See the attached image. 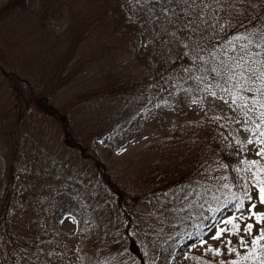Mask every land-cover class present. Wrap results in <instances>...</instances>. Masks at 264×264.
Wrapping results in <instances>:
<instances>
[{
	"label": "trees",
	"instance_id": "16d2710c",
	"mask_svg": "<svg viewBox=\"0 0 264 264\" xmlns=\"http://www.w3.org/2000/svg\"><path fill=\"white\" fill-rule=\"evenodd\" d=\"M92 1L96 7L100 6V18L108 16L105 37L124 38L120 44L121 51L126 50L132 60L145 68L152 64L164 65L176 43H170L166 38L163 41L153 32L154 25L143 13L147 0ZM38 6L34 12L38 27L35 25L36 33L31 28V48L24 49V36L15 30L12 22L22 17H16L18 14L31 10V0H5L0 4V128L3 135L0 143V264H60L58 236L50 235L51 231L55 234L50 219L56 220L69 209V204L63 202V191L56 188L49 192L44 182L52 172L61 170L53 166V162L57 158L56 153L62 151L68 152L77 163L72 167L80 168L78 164H81L97 179L90 193L95 194L98 205H105V195L110 193L112 200L106 202L108 213L119 217V223L123 225L122 234L127 236L129 249L140 259V264H151L143 258L145 244L140 241V234H143L141 220L138 219L140 212L134 208L140 196L152 197L154 192L151 191L156 189L166 197L178 200L176 205L182 207L174 209V216L181 214L187 204L184 200L190 198L213 203L216 205L214 208L225 206L232 211V197L239 195L243 181L247 179L242 172L252 173L254 168L262 165L260 162L257 165L247 162L250 160L243 152L245 140L231 119L224 120L219 116L216 120L190 122L174 116L183 114L186 104L205 96L213 88L217 91L216 88L206 87L201 82L196 84L185 74L179 76V81L177 74L157 92L156 98H147L144 109L148 114L167 116L174 121L157 136L156 142L150 141L140 150L146 154L140 158L143 162L139 170L142 184L138 185L134 178L128 179V183L116 184L106 171L110 164L101 163L97 155L92 159L94 150L90 142L107 134L111 143L108 153L116 150L131 135L127 126L133 114L125 115L124 110L111 112L108 106L101 116L96 111L99 104L95 102L97 93H103L98 86L73 89L79 83L76 82L77 75L86 76L81 71L85 61L75 56L81 51H75H79L83 43H91L93 22L81 27L73 23L63 28L61 25L62 34L56 33L50 26L65 15V2L39 0ZM178 29L177 26L175 30ZM65 33H68L66 42L57 45L58 37ZM172 34L173 29L169 28L165 37L170 38ZM47 41L52 42L54 49H50V55H43L38 45L46 48ZM109 93L114 92L109 90ZM114 94L116 96L106 94L100 105L104 104V107L109 97L116 103L118 96ZM33 129L38 132L37 138L33 136ZM39 134L49 135L42 138ZM42 141L44 150L40 145ZM215 166L219 171L218 175L215 174L214 185L193 181L195 173L200 172L204 178L207 173H214ZM238 176L240 179H236ZM147 183L152 190L148 188V191L141 192L140 187ZM184 188H189L187 197H182ZM214 215L213 211L205 215L201 223L181 217L172 225L166 220L165 229L159 231L161 235L158 234L161 242L156 249V264H166L176 252L181 237L192 230L200 232ZM44 223L48 226L42 233L38 226ZM93 228L94 225L88 228L89 236L95 239V231L98 234L100 226L96 230ZM236 251L240 254L238 249ZM203 253H188L186 263L239 264L223 251L214 253L209 249Z\"/></svg>",
	"mask_w": 264,
	"mask_h": 264
},
{
	"label": "rangeland",
	"instance_id": "374dc122",
	"mask_svg": "<svg viewBox=\"0 0 264 264\" xmlns=\"http://www.w3.org/2000/svg\"><path fill=\"white\" fill-rule=\"evenodd\" d=\"M4 1L0 0V4ZM63 1L65 2V15L61 18V21H57L53 26H50L52 27L51 31L56 30V33H59L60 26L62 25L61 28H63L64 25L69 23L80 27L89 25L90 22H93L94 25L91 43H83L79 47V51H75L79 53L81 51V54L75 56L81 57L85 61L81 71L86 76L80 77L78 74L76 82L79 83H76L73 89L98 86L103 93H97L95 102L99 104L96 111L100 112L101 116H103L101 112L106 111L108 106L111 112L113 110H124L125 115L133 114L127 126V131L131 135L116 150L108 153L111 143L107 139V134H103L99 138H94L90 142L94 150L92 159L97 155V159L101 163L110 164L109 166L111 167L106 169V171L107 173L109 172V176L116 184H120L121 182L128 183L131 178L136 179L138 185L142 184V177L139 170L143 165L142 159L146 154L140 152V150L148 142H156L159 139L157 136L173 120L167 116L155 117L148 114L144 109V104L147 98H156L157 92L161 91L170 79H175L174 76L177 74L179 81V76L185 74L190 80H194L196 84L201 82L200 84L203 83L206 87L212 84L210 88L215 87L217 91L213 88L205 96L194 99L186 104L183 114L174 116L179 120L182 119L190 122L204 121L205 119L216 120L219 116L224 118V120L227 118L231 119L235 124L237 132L239 131L245 140L243 147L245 157L249 160L256 159L264 166V154L258 155L254 151L257 147L255 141H249L248 139L249 135L264 138V133H261L259 130L256 132L252 131L253 128H256L262 123L260 116L255 112V105L251 103L243 104L240 100L233 102L231 99L232 86L223 81L219 84L214 83V74L206 75L199 68L200 62L191 59V57L186 58L183 55L180 51L183 47L182 44L175 42L176 46L173 47V52L168 56L166 62L163 63L164 65L152 64L150 68H145L144 65L137 64L132 60L126 50L124 52L121 51L120 44L121 40L123 43L124 38L121 39V37L115 36L105 37V31L108 29L106 26L108 16H103L102 18L98 16L100 6L96 7L97 4L92 0ZM156 2L160 3V0H156ZM228 2L232 3L233 0H228ZM236 2L240 7L232 15L230 25L224 24V21L221 20L220 23L223 25L222 31L216 26H212L210 29L214 34L219 35L218 41L213 39L212 36L208 37L218 49L227 50L226 42H228L229 36L233 38L234 43H241L242 41L235 36L236 32L242 29L250 30L249 26L254 29L260 25H264V0H236ZM145 4L146 7L143 13L149 17L151 25H154L153 32L158 38H162L165 41L167 29H165L164 16L159 9L152 6V0H147ZM38 5L39 0H31V10L18 14L16 17H22L19 20L16 18L12 22L15 23V30L21 36H24L22 37L24 49L26 47L31 48V28L36 33L35 25L38 27L37 15L34 13L39 7ZM212 19H219V16L212 17ZM105 26L107 27L106 29ZM60 33L62 34V31ZM67 34L65 33L62 37H58L57 45L61 44L62 41L66 42ZM116 34L119 35L118 33ZM52 46V42L47 41L46 48H42L40 45H38V48L43 55H47V53L50 55V49L52 51L54 49ZM206 67H210V65H206ZM185 69L188 70L185 71ZM109 90L116 93L118 99L115 103L112 97H109L110 100L105 102L106 107H103L104 104H100L105 101L104 97L107 96L106 94L116 96L114 93L110 95ZM213 92L216 93L215 96L212 95ZM246 94L256 95L255 92L250 91H247ZM241 125H247L248 127L245 129ZM32 132L33 136L37 138V130L33 129ZM48 135L41 134L40 137L46 138ZM2 138L3 135L0 128V143L2 142ZM40 145L43 146L44 150L45 145L43 141L40 142ZM52 146H55V144H52ZM259 146L264 147V145ZM56 156L57 158L53 162V166H57L61 170L57 173L52 172L44 183L48 186L49 192L56 190V188L58 191H63L65 193L63 202L69 204V209L65 210V212L70 213V215L66 217L64 215L65 212H63L56 220L50 219V222H53L52 229L55 231V234L51 231L50 235L58 236L57 244L59 243L61 245H57L61 258L60 264H140V259L129 249L130 243L127 236L122 234L123 225L119 223V217H112L108 213L109 207L106 205V202L112 200L110 193L108 192L105 195V205H98L95 194L90 193L92 184H95L97 179L81 164H78L80 168L72 167L76 162L68 155V152H58ZM148 158L150 159V157ZM1 166L2 154L0 150V170ZM215 167L214 173L211 171L204 178L201 177L200 172L199 174L195 173L193 181L208 182L214 185L216 180L215 174L218 175L219 171L218 167ZM148 188L152 190V186L148 185V183L146 186L140 187L141 192L148 191ZM189 188L182 189L184 192L182 197H187ZM151 193L152 197L140 196L134 208L135 211L140 212L138 219L139 221L141 220L140 223L143 233L140 234L142 237L140 241L145 244V251L143 252L144 261L156 264V249L161 242L160 235L162 234L159 231L165 229L166 220L172 225L179 221L181 217L189 222L195 221L201 223L205 215L211 214L215 204L208 203L207 201L202 203L199 199L195 201L190 198L184 200V203L187 202V207L182 209L181 214L174 216V209L178 208L180 210L179 208L182 207L176 205L178 200L168 198L165 193L162 194L156 189L151 191ZM191 201H195L194 204H191ZM224 207L221 206L218 208L219 211L215 212V218L210 223L205 224L200 232L192 230L182 236L177 243L176 252L173 253L171 259L166 264H187L184 253L202 255L207 244H212L213 247H220L225 255H231V259L238 261L239 264H260L261 259H264V248L259 247V245L264 244V238L258 241L254 251H249V249L252 248L251 236L253 234H259L261 222L253 219L252 232H244L242 230L244 222H241V231L238 233L223 231L220 237H213L212 233H214L217 226H220L222 229L233 226L231 222L224 221L223 219L224 215L231 213V210L225 209ZM257 210H260L259 206ZM90 225H94V230L100 226L99 233L97 234V230L95 231V239L89 236L88 228H90ZM45 226H48V224L44 223L38 226L42 233L46 229ZM190 233H194V235H190ZM240 235L245 237L244 241L239 240ZM200 239H204L206 244L198 245ZM189 244L192 247H187ZM244 245H247V247ZM98 247L101 251H99ZM229 247L232 248L231 252L228 251ZM237 249L240 254L236 253ZM258 253L259 255H257Z\"/></svg>",
	"mask_w": 264,
	"mask_h": 264
},
{
	"label": "snow or ice",
	"instance_id": "6c2138e0",
	"mask_svg": "<svg viewBox=\"0 0 264 264\" xmlns=\"http://www.w3.org/2000/svg\"><path fill=\"white\" fill-rule=\"evenodd\" d=\"M152 6L159 9L164 16L165 29H173L172 36L166 37L169 42L175 41L182 44L180 51L183 55L191 57V59L200 62L199 68L206 75L214 74V83L219 84L221 81L232 86L231 99L233 102L240 100L243 104L251 103L255 105V112L260 116L262 123L252 131L259 130L264 133V25L250 30H241L235 33L241 43H234L233 38L229 36L226 42V49H218L213 45V39L219 40V35L210 31L212 26H216L223 30L224 24L230 25L231 17L240 7L236 0L229 3L228 0H152ZM219 16V19L212 17ZM178 26L179 31H176ZM207 33V35H205ZM210 65V67H206ZM188 69H185L187 71ZM195 70V69H193ZM212 84H209L211 87ZM247 91L255 92L256 95H248ZM216 95L215 92L212 93ZM247 115V113H245ZM247 129V125H241ZM249 141H255L257 147L254 151L258 155L264 154V138L261 136H248ZM243 159V158H242ZM250 165H257L256 159L247 161ZM229 167V165H224ZM247 179L243 181L241 191L238 196H233V210L230 214L224 215V221L231 222V228L222 229L220 226L215 228L212 233L214 238L222 235L223 231L238 233L241 231V222L243 223L244 232H252L253 219L261 222L259 234L251 236L252 248L249 251H254L258 241L264 238V166L254 168L252 173H243ZM240 179V177H236ZM231 186V185H230ZM183 194V190H181ZM260 210H257V207ZM187 207V204H185ZM213 213L219 211L218 208L212 209ZM67 217L70 213L65 212ZM215 218V217H213ZM194 235V233H190ZM243 235L239 236L240 241H244ZM206 241L200 239L198 245H205ZM247 247V245H244ZM187 247H192L191 244ZM259 247L264 248V244ZM211 249L214 253L221 252L220 247H213L212 244H207L205 251ZM228 251H232L229 247ZM51 255V253H49ZM188 255L187 252L184 253ZM259 255V253L257 254ZM260 264H264V259H261Z\"/></svg>",
	"mask_w": 264,
	"mask_h": 264
}]
</instances>
